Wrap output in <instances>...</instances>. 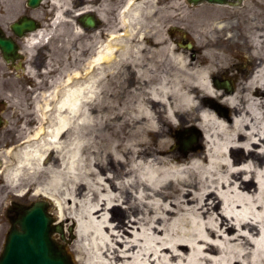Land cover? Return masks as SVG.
<instances>
[{
  "label": "bare ground",
  "instance_id": "obj_1",
  "mask_svg": "<svg viewBox=\"0 0 264 264\" xmlns=\"http://www.w3.org/2000/svg\"><path fill=\"white\" fill-rule=\"evenodd\" d=\"M157 1L97 15L86 78L75 71L60 82L44 96L48 127L0 150V205L10 195L48 199L57 223L72 222L81 264H264V66L250 80L260 89L229 95L235 114L222 115L205 98L217 95L210 78L229 62L208 49L200 67L158 32L167 45L148 47ZM58 5L53 28L77 16L69 1ZM76 28L78 38L88 33ZM53 33L40 29L25 46ZM165 52L172 73L153 74L148 54ZM193 115L208 149L183 159L167 150L169 134Z\"/></svg>",
  "mask_w": 264,
  "mask_h": 264
},
{
  "label": "flooded vegetation",
  "instance_id": "obj_2",
  "mask_svg": "<svg viewBox=\"0 0 264 264\" xmlns=\"http://www.w3.org/2000/svg\"><path fill=\"white\" fill-rule=\"evenodd\" d=\"M63 0H0V37L18 45L19 50H24L26 37H20L18 34L29 35L27 30H16V25H20L22 20L34 18L41 25L42 20L49 19L46 15H55L57 13L58 4ZM70 3V15H77L76 20L81 24V15H117L118 8L127 0H67ZM227 4H218L217 6L231 8V11H221L220 15H186L185 25L181 29H177L170 22V15H174L173 9H169L170 4L157 1L154 13V25L156 30L153 33L163 30V40H168V44L174 45L178 50L183 51L187 59L193 60L200 67H204L208 59L205 52L208 49L218 53H223L226 67L216 68L215 75L212 76L211 82L217 90V95L205 98V101L215 106L222 114L229 117L235 112L227 103L229 95L239 94L243 96L246 93H253L254 90L260 89L258 86H251L250 80L256 75L258 70L264 66V49L257 50L254 40L262 41L264 47V0H225ZM162 3V5H161ZM167 5V12H160V8ZM190 6H193L189 4ZM149 16V15H148ZM206 24L208 36L204 37L201 32L202 26ZM103 25L100 22L99 28ZM147 35L145 44L152 48H163L167 44H160L161 40H157L153 35ZM180 35L181 38L177 39ZM202 37V38H201ZM196 38L204 41L197 42ZM152 57V58H150ZM22 60H16L8 63L5 61L0 51V75L6 68L8 73H16L20 67ZM24 62V60H23ZM146 62L151 65L155 64L154 70L157 75H165L172 73V60L168 52L160 56L149 55ZM2 89H4L2 87ZM2 105V102H0ZM1 114V113H0ZM199 119L196 120V123ZM195 123V124H196ZM200 148V149H198ZM205 142L202 140L200 144L195 146V151L205 150ZM242 158L240 159V161ZM7 226L0 231V259L2 257L7 235L10 230V220L6 221ZM56 241L65 244V238L55 237Z\"/></svg>",
  "mask_w": 264,
  "mask_h": 264
},
{
  "label": "rangeland",
  "instance_id": "obj_3",
  "mask_svg": "<svg viewBox=\"0 0 264 264\" xmlns=\"http://www.w3.org/2000/svg\"><path fill=\"white\" fill-rule=\"evenodd\" d=\"M166 2L167 0H159ZM170 7L173 9L174 15H170V22L174 24L177 29H181L185 25L186 15H220L221 11H231V8L218 7L217 5L201 4L197 7L190 6L186 0H168ZM162 5V3H161ZM167 5L160 8V12H167ZM49 19L42 20L44 22L41 30L46 31L48 34L55 31L50 37V41L41 46L40 44H33L31 46H25L23 52L25 56L24 67L19 72L14 74L8 73L6 68H2L5 72L0 75V100L4 101V104L0 105V113L6 120L5 126L0 129V150H4L19 144L27 135L33 134L41 126L48 127L47 118L44 116L45 95L51 94L55 87L62 81L67 80L69 76L74 75L75 71H78L82 79H85L86 68L89 67L88 62L90 60V51L87 49L92 45L93 30L83 33L80 38L77 36L76 27L79 26L76 18H72L73 21H68L66 24L53 28V15H46ZM154 17V16H153ZM70 18V17H69ZM208 25L204 24L207 28ZM149 36L151 33H148ZM163 33V30H160ZM204 37L210 39L208 31L204 29L201 32ZM98 41H102L101 36H96ZM181 38L180 35L177 39ZM202 38V37H201ZM49 38H46L48 40ZM45 40V41H46ZM197 42L203 43L200 39L196 38ZM95 43V42H94ZM173 69V66H172ZM115 72V70H114ZM118 73L116 70L115 74ZM107 75L109 73L107 72ZM106 77V76H105ZM108 81L106 77L104 82ZM111 93L121 92L123 86L122 79L115 77L113 79ZM2 87L4 89H2ZM122 96H119L118 103ZM126 98H124L123 102ZM102 105L101 108H104ZM165 115V113H164ZM54 113H48V119H52ZM196 115L191 118V123L196 122ZM191 124V125H192ZM191 127V126H190ZM185 128H173V133L169 134V142L167 144V150L171 153H176L178 156H186L181 151L178 143V135H181V131ZM167 130H169L167 128ZM103 134L106 130H101ZM152 138L151 136L149 139ZM155 144L157 138H155ZM200 143H198L199 145ZM200 149V148H198ZM1 185V181H0ZM42 196H27L18 197L15 195L8 196L4 202L0 205V231L7 226L8 209L14 202L29 205L32 202L42 199ZM50 212L54 216V207L51 203ZM56 221V218H55ZM62 224V223H59ZM65 230L66 237L69 236L70 228L73 227L72 222H65L62 224ZM55 237H59V234H55ZM70 239V238H69ZM74 237L71 238V243L68 244V251L76 255L73 250Z\"/></svg>",
  "mask_w": 264,
  "mask_h": 264
},
{
  "label": "water",
  "instance_id": "obj_4",
  "mask_svg": "<svg viewBox=\"0 0 264 264\" xmlns=\"http://www.w3.org/2000/svg\"><path fill=\"white\" fill-rule=\"evenodd\" d=\"M190 4L198 5L202 2L220 4L225 0H188ZM82 24L86 28H97L99 23L94 15H83ZM23 27L35 31L40 27L33 19L23 20ZM0 49L7 62L19 58L17 49L0 40ZM0 116V128L3 127ZM191 136L182 140V150L185 154L193 150L198 142V136L193 129L186 130ZM9 210H15V217H11L12 228L0 264H74L65 248L55 243L54 233L64 235L62 225H55V219L49 212L50 203L47 200L33 202L30 206L14 205ZM72 232V228L70 229ZM73 237V236H72Z\"/></svg>",
  "mask_w": 264,
  "mask_h": 264
}]
</instances>
